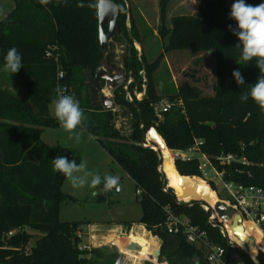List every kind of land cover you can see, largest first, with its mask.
<instances>
[{
    "label": "trees",
    "instance_id": "16d2710c",
    "mask_svg": "<svg viewBox=\"0 0 264 264\" xmlns=\"http://www.w3.org/2000/svg\"><path fill=\"white\" fill-rule=\"evenodd\" d=\"M98 1L51 0L42 5L39 0H14L11 13L0 20V70L12 47L17 48L24 66L11 74L10 81L18 92L0 85V235L15 230L0 243V264H114L116 260L103 257L98 248L81 247L82 224L58 219L60 204L74 202L75 198L62 192L66 177L53 170L52 159L63 155L78 164L80 159L59 145L47 146L41 139L46 128L57 126L48 105L58 95L59 69L64 75L60 84L70 87L84 112L81 127L133 180L136 192L140 191L136 194L142 215L137 224L160 239V259L166 264H207L196 247L186 244L180 235L168 234L165 227L167 208L205 231L226 252L230 249L219 232L221 221L216 217L209 221L211 207L199 200L177 199L175 192L180 196L189 183L201 177L197 158L186 160L180 152L200 141V151L223 173L224 181L264 190V111L251 98L241 100L260 71L255 59L241 60V49L236 47L239 41L228 28L229 24L235 27V21L229 18L234 0H199L193 14L174 15L169 25V0H159L157 34L161 40L166 39L163 51L210 52L215 58L212 96H204L194 80H184L167 98L157 93L153 82L162 55L152 63L145 62L134 46L139 39L131 16L130 28L126 24L128 0H112L120 9L112 39L125 47L121 66L125 78L131 77L133 82L127 91L123 86L112 89L111 99L115 107H125L134 116L135 124L130 121L127 133L116 127L117 112L91 100L88 73H94L103 61L108 65L115 62L113 49L99 50L97 7L92 6ZM245 2L257 5L264 0ZM47 49L57 54V63L46 57ZM236 69L245 84H236L232 75ZM142 84L146 87L143 98L129 101L126 92L132 93ZM163 99L172 106L157 119L152 105ZM150 127L157 130L167 147L161 151L162 165L159 153L147 146L145 135ZM227 154L234 160L220 165L216 158ZM208 184L216 191L213 182ZM27 228L42 234L31 247ZM144 235L148 233L142 227L134 228L124 236L120 251L133 254L125 250L130 240L141 247L136 259L151 255L153 250L145 251ZM148 238L155 243V237ZM239 253L243 264H264V253L254 250L250 253L253 259L246 247Z\"/></svg>",
    "mask_w": 264,
    "mask_h": 264
},
{
    "label": "rangeland",
    "instance_id": "374dc122",
    "mask_svg": "<svg viewBox=\"0 0 264 264\" xmlns=\"http://www.w3.org/2000/svg\"><path fill=\"white\" fill-rule=\"evenodd\" d=\"M198 1L199 0H169L166 8V24H170V18L174 15L193 14L196 11ZM13 8L14 0H0V20L9 15ZM126 10L127 27L130 28L128 18L131 16L138 33L139 42L134 43L135 49L138 52L141 49L145 62L152 63L162 55L158 67L153 73V82L157 93L167 98L168 95L176 93L177 87L182 81L194 80L195 84L201 88L204 96L213 95L215 58L210 52H198L187 49H174L168 52L163 51V45L166 44V39L161 40L157 34V27L160 24L159 0H128ZM108 47L114 50V63L121 66L122 57L125 53L124 45L111 38L108 42ZM102 66L108 68L109 65L103 61ZM5 79L8 84H11L10 73L5 72L2 67L0 70L1 86L4 85ZM14 86L12 88H14ZM4 88H8V86ZM104 89L106 90L107 88ZM145 89L146 87L144 84L140 85L138 88H134L133 90L136 91L137 96L139 93L140 95L138 97H133L130 92L131 99L128 100H141L145 94ZM108 92V97H111V90L107 89L105 93L107 94ZM142 92L144 93L142 94ZM115 112L118 113L115 119L116 127L120 128L123 133H127L130 127V120L127 117L122 118L120 116L119 107L117 106L115 107ZM51 115L56 120L57 126L46 128L42 133L41 138L47 146L54 147L59 145L69 150L72 154L78 155L80 158L79 163L81 161L86 162L87 171L93 174H99L102 178L106 175L119 177V191L113 189L105 192L103 190V183L96 188H92L90 187L91 177H88V183L82 188L72 187L71 183L66 178L61 186L62 192L74 197L75 201L66 200L60 204L58 213L59 221L82 224V230L80 232L81 247H89L90 249L96 248L97 239L101 238V236L106 238L111 234L105 229L117 227L122 230L123 235L126 233V230L128 231L130 226L132 227L139 221L142 215L141 205L138 203L139 196L136 194L133 180L113 161L92 135L86 132L81 126L78 127L76 131H82V136L79 143H77L74 137L73 139H69V133L60 126V123L55 118L54 104L51 106ZM89 136L92 138L89 139ZM147 142L151 143L150 141ZM182 156L185 158L183 154ZM206 173V177L201 174L199 178H201L203 184L209 185L208 182H213L216 191L212 190L213 192L211 195L217 201L224 202L227 198V193L223 189L219 178L209 167ZM78 175H83V173ZM189 200L188 198L181 201L188 202ZM90 225H95L98 229L92 228L93 230L91 229L92 231L90 232V229L87 228ZM245 226L249 229L248 232H251L256 237L254 228L250 224H245ZM25 230L31 234V239L29 241V247H31L42 234L29 228ZM91 234L94 236L92 238L93 245L90 239ZM128 234L124 236L127 237ZM247 235L251 238L253 237L250 234ZM124 236H121V234L109 236L114 237L115 245L108 242L106 246L99 248L103 257L112 256L117 258L120 251L119 247L121 246ZM148 236L153 237L151 232H148ZM252 239H254V237ZM128 243L135 242L128 240L126 241V245ZM160 243V239H156L155 243L151 245V250L154 251L158 249ZM153 251L151 255H140L141 259L139 262H136V254L139 256V252L132 251L133 254H130L121 251V253L125 254L132 264H163L165 261L161 260L160 256L158 259L153 257Z\"/></svg>",
    "mask_w": 264,
    "mask_h": 264
},
{
    "label": "built area",
    "instance_id": "2783aa9c",
    "mask_svg": "<svg viewBox=\"0 0 264 264\" xmlns=\"http://www.w3.org/2000/svg\"><path fill=\"white\" fill-rule=\"evenodd\" d=\"M45 55L46 57H51L55 63L58 62L57 54H53L51 49H47ZM63 77V71L59 69L56 75L58 88L62 90L66 89V91H63L64 95H71L70 87L68 88L65 85L60 84ZM132 82L133 79L131 77L125 78L123 89L127 91L128 86ZM104 88L111 91L112 88L108 85H104L103 87L102 94L108 97L109 92L106 94ZM143 93L144 92H142V94ZM130 95L129 92H126L127 99H131ZM132 95L133 97H138L140 93L137 96L136 91L133 90ZM179 104L181 103H178V105ZM171 106L172 103L167 99H163L153 104V111L157 119H161L162 112L170 109ZM113 110L115 111V108ZM200 144V141H196L192 147L188 148L185 152L180 153L185 156L186 160L197 158L199 162V170L204 177L207 176L206 170L208 167L213 170L215 175L219 178V181L222 183L223 189L227 193V198L223 203L227 206L229 212L233 215H238L241 218L244 233L246 235L250 234L254 237V239H252L254 241L253 249L256 253H264V190L255 186H244L234 181H224L222 178L223 173L218 172L211 164L208 157L200 151ZM216 159L220 165H225L234 160V156L231 154L220 155ZM136 193L140 195L139 190ZM203 208L208 210V206L204 205ZM165 211L167 213V220L165 222L167 233L171 235H180L186 244L196 247L201 252L202 257L207 264H243V259L239 251L243 250L245 247L247 248V246L231 234L226 223L221 222L222 225L219 228V232L229 245L230 249L228 252H226L223 246L215 244L205 231H201L197 226L190 224L186 217L176 216L167 208H165ZM215 215L217 216V213L213 210V213L209 217V221L215 218ZM245 224H250L254 228L256 237L251 232H248L249 229ZM14 234L15 230H10L7 233L1 234L0 243L5 237H11ZM250 251L251 250L248 249V254L251 257ZM163 264L166 263L163 262Z\"/></svg>",
    "mask_w": 264,
    "mask_h": 264
},
{
    "label": "clouds",
    "instance_id": "9594fccd",
    "mask_svg": "<svg viewBox=\"0 0 264 264\" xmlns=\"http://www.w3.org/2000/svg\"><path fill=\"white\" fill-rule=\"evenodd\" d=\"M40 4L47 5L51 0H39ZM104 0H100L93 7H101ZM83 7V4L78 5ZM229 18L235 21V27L228 25L229 30L238 39L239 44L236 47L241 49V60L250 62L255 59V66L259 69L260 75L256 82L249 85V91L241 95V100L246 101L249 98L254 101L259 108L264 111V3L257 5L246 3L245 0H234L231 5ZM24 67L22 57L16 47L10 48L4 56L3 70L12 75L18 73ZM236 84L243 85L245 80L239 69L232 73ZM60 88H57V98L53 100L54 115L60 123V126L69 133V139L75 138L79 143L82 131L77 132L85 120L84 112L79 102L72 95H64ZM92 137L89 136V139ZM53 170L63 174L69 180L72 187L82 188L88 183V177H91L90 187L96 188L103 183L105 192L116 189L120 190L119 177L106 175L103 178L99 174H93L87 171V164L81 161L79 164L75 159L69 160L66 156L57 155L52 159ZM83 173V175H78Z\"/></svg>",
    "mask_w": 264,
    "mask_h": 264
},
{
    "label": "water",
    "instance_id": "95a60500",
    "mask_svg": "<svg viewBox=\"0 0 264 264\" xmlns=\"http://www.w3.org/2000/svg\"><path fill=\"white\" fill-rule=\"evenodd\" d=\"M99 2L100 0L98 3ZM119 12V6L112 0H104V5L97 8L98 39L99 50L101 52H105L107 50L108 42L116 32V21L119 16ZM139 55H141V49L139 51ZM101 81H103L104 85H108L112 89L119 86H124L125 75L124 71L122 70V66L111 63L109 64L108 68H104L102 65H100L94 73H88V86L93 103L101 105L106 110H113L115 108V104L111 97H107L102 94L104 86L101 85ZM119 111L122 118L127 117L130 121H132V126L135 124L134 116L127 108L120 107ZM145 137H147V141L151 142L147 146L152 147L159 153L162 165L164 158L161 151L162 149L167 148L162 137L154 127L149 128ZM179 176L181 175L179 174ZM212 192V189L207 184L198 186L191 185L184 188L181 197H189L190 200H199L205 202L209 207H211L212 210L216 211L217 216H215L219 218L221 222L226 223L231 234L239 241L245 243L247 248L251 250L254 247V241L247 237V235L244 233L241 218L238 215H233L231 212H229L227 206L222 201H216L214 207L209 205L208 201L210 200ZM176 197L178 200H180L178 196ZM174 239L175 237H173V240ZM140 249L141 248L137 243H130L127 246V250L129 251H139ZM160 253L161 245L158 247V249L153 251V257L158 259ZM114 264H132V262L127 260L124 254L120 253L117 256Z\"/></svg>",
    "mask_w": 264,
    "mask_h": 264
},
{
    "label": "crops",
    "instance_id": "0c3cea01",
    "mask_svg": "<svg viewBox=\"0 0 264 264\" xmlns=\"http://www.w3.org/2000/svg\"><path fill=\"white\" fill-rule=\"evenodd\" d=\"M10 80H12V75H11V73H10ZM10 82H11V81H10ZM12 85H13L12 82H11V84H8V82H6V79H5L4 85H2V87L4 88V87L8 86L7 89H9L10 91L18 92V90L15 88L14 85H13L14 88H12V87H13ZM52 104H53V101H52L51 103H49V105H48V110H49V114H50L51 117H53V116L51 115V106H52ZM43 132H44V131H43ZM41 139H42V138H41ZM136 227H142V228L146 231V233H148V231L144 228L143 225H141V224H137V223H136V224L133 225L132 227L130 226V227L128 228V231L126 230V233L123 234V235L128 234L131 230H134V228H136ZM87 228L90 229V232L93 230L92 228H97V229H98V227L95 226V225H90V226H88ZM91 229H92V230H91ZM105 230L111 233L109 236H111V235H115V234H121V235H122V230H120V228H117V227H110V228H107V229H105ZM109 236H107L106 238H105L104 236H101V238H99V239L96 238V239L98 240L96 248L98 247V249H99V248H101V247H103V246H106V245H107L106 243H108V242L106 241V239H107ZM93 237H94L93 234H91L90 239H91V243H92V245H93V240H92ZM151 237H152V236H151ZM153 237H155L156 239H158V237H156V236H153ZM109 243H110V242H109ZM94 246H95V244H94ZM118 250H119V249H118ZM134 252H136V251H134ZM119 253H121V251H119ZM119 253H118V254H119ZM129 261H130V260H129Z\"/></svg>",
    "mask_w": 264,
    "mask_h": 264
},
{
    "label": "bare ground",
    "instance_id": "6f19581e",
    "mask_svg": "<svg viewBox=\"0 0 264 264\" xmlns=\"http://www.w3.org/2000/svg\"><path fill=\"white\" fill-rule=\"evenodd\" d=\"M105 92H106V90H104ZM199 180L196 182V183H189L187 186H191V185H195V186H198V185H205V184H203V182L201 181V178H198ZM175 191V190H174ZM182 194H183V192L180 194V196L175 192V195L176 196H178L179 198H180V201L181 200H183L184 198H182L181 196H182ZM185 198H189V197H185ZM190 199V198H189ZM217 200L211 195V197H210V200L208 201V203H209V205L210 206H212V207H214V204H215V202H216ZM121 236H124V235H121ZM247 237H249L248 235H247ZM249 238H251V237H249ZM252 239V238H251ZM107 242H111L113 245H115V242H114V237H108V239L106 240ZM143 242H144V245H145V251L147 252V253H149V252H151V245H152V243L150 242V239L148 238V236L147 235H144L143 236ZM130 243H128L126 246H125V250H127V246L129 245ZM140 246V245H139ZM141 248V247H140ZM254 251V249H251V251H250V253H252L253 251ZM141 251V249L139 250V251H137V252H140ZM123 254V253H122ZM125 255V254H124ZM125 257H126V255H125ZM126 259H127V257H126ZM128 260V259H127ZM140 261V258H138V259H136V262H139Z\"/></svg>",
    "mask_w": 264,
    "mask_h": 264
},
{
    "label": "flooded vegetation",
    "instance_id": "af4514ba",
    "mask_svg": "<svg viewBox=\"0 0 264 264\" xmlns=\"http://www.w3.org/2000/svg\"><path fill=\"white\" fill-rule=\"evenodd\" d=\"M119 254H120V253H119ZM119 254H118V255H119ZM118 255H117V256H118Z\"/></svg>",
    "mask_w": 264,
    "mask_h": 264
}]
</instances>
